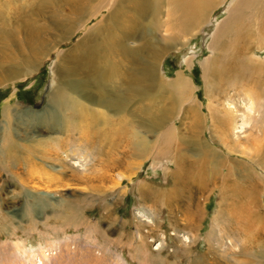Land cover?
I'll use <instances>...</instances> for the list:
<instances>
[{
    "label": "rangeland",
    "instance_id": "374dc122",
    "mask_svg": "<svg viewBox=\"0 0 264 264\" xmlns=\"http://www.w3.org/2000/svg\"><path fill=\"white\" fill-rule=\"evenodd\" d=\"M234 1L223 0L215 6L207 24L199 32L194 31L195 36L187 42L175 29L169 0H159L157 11L149 12L163 45L177 49L164 59L161 79L171 82L180 74L188 79L195 92L193 99L202 104L207 123H192L184 112L188 103L176 105V96L160 91L155 94L159 107L175 105L176 114L157 132L145 131L143 126L149 124L146 120L147 123H119L121 115L113 119L115 123H83L90 129L85 136L79 122L69 124L68 131L58 128L53 132L42 127L26 130L37 135L39 145L28 141L22 130L18 132L26 140L21 141L23 146L35 147L31 153H17V160L8 164L9 170L0 169V264H173L176 260L177 264H189L181 257L190 248L193 260L203 255L209 264H264V226L256 224L257 218L264 220V166L258 164L254 150L245 143L238 144L233 154L223 153L212 137L210 116L216 107L234 111V116H229L234 121L226 133L233 143H239L251 134L254 124L264 126V112L255 116L248 101L229 87L217 103L219 97L203 74V63L212 56L209 47L215 26L225 20ZM120 6L126 11L129 5L126 0H0V47L12 41L6 34L22 38L31 29L41 31L48 44L57 45L37 71L0 85V129L8 108L14 125L19 127L26 118L23 115L48 108V96L54 91L53 62L96 29L108 30L112 21L109 16ZM85 15L89 22L66 36L67 29ZM255 57L263 60L264 52L255 53ZM142 104L133 101L131 111ZM173 126L180 139L175 137L174 144H181L193 160L198 158L201 143L218 149L219 160L227 162L225 170L221 169L229 179L225 193L215 189L216 182L201 189L192 181L197 174L189 170L187 161L184 166L189 168L177 171L171 152L163 151L165 132ZM129 128L139 139H132L130 131L127 136L120 132ZM38 131L41 132L35 133ZM112 132L116 133L111 137L108 134ZM57 136L66 138L69 145L47 140ZM141 143L143 146L138 147ZM74 150H80L81 156ZM112 157L118 161L117 168L104 169L101 165ZM258 176L262 182L257 184V195L252 198L246 191L256 186L252 180ZM225 208L234 213L243 209L251 212L249 218L237 221L243 226L237 225L240 232L230 228L233 221L230 223L228 218L222 232L218 230V215ZM189 213L196 216L197 228L183 226L189 222ZM208 234L215 237L211 243ZM207 243L212 252H206Z\"/></svg>",
    "mask_w": 264,
    "mask_h": 264
},
{
    "label": "bare ground",
    "instance_id": "6f19581e",
    "mask_svg": "<svg viewBox=\"0 0 264 264\" xmlns=\"http://www.w3.org/2000/svg\"><path fill=\"white\" fill-rule=\"evenodd\" d=\"M158 1L126 0L130 7L128 6V10L124 11L123 6H120V8L117 7V11L111 12L109 19L112 21L108 30L96 29L94 33L84 37L71 51L61 57L58 56L59 58L53 62L54 66L51 68V74L54 77L51 86L54 87V91L48 96V108L38 114L23 115L26 118L19 124L21 129H19L18 124L17 126L14 125L11 110L8 108L4 111L5 123L4 127L0 129L2 135L0 137V160L4 159L5 162H1V170H9L8 164L17 160V153L21 150L28 152L34 150L35 146L22 145L23 142L21 141L26 140L18 133L20 130H22L23 135L28 137V141L39 145L37 135H30L26 130L42 127L44 130L56 132L58 128L59 130H67L70 128L69 124L79 122L82 124L80 126L81 134L85 136L90 133V129L83 123L92 120L102 123H115L118 119L116 117L121 115L119 123L148 122V125L143 126L145 131L148 133L157 132L160 127L165 125L164 123H170L169 120L172 121L176 114L175 105L173 108L159 107L155 100V94L160 91H167L176 96L174 98L176 105L188 103L184 112L188 119H192V123H207L202 104L193 99L194 91L191 86L192 83L190 84L188 79L185 80L181 74L177 75L176 79L171 82H165L161 79L160 70L164 73V59L172 54L173 49H177L174 46L163 45V39L156 31L152 16L149 15L151 9L157 11ZM222 2L223 0H169V9L174 17L175 29L185 37L184 41H189L195 36L193 35L194 31L199 32L207 24L212 10ZM89 20L90 18L85 15V18L74 23V26H68L69 30L67 29V31L69 32L66 36H71L77 28L83 27ZM40 32L38 29H31L22 38H15L14 35L6 34L12 41L10 44L8 42L0 47V85L5 84V82H16L23 75L27 76L37 71L57 49V45L48 44ZM181 46L185 45L181 44ZM209 49L212 56L203 63V74L204 78L208 80L211 91H215L219 97L216 99L217 103L221 102L225 89L229 87L237 93L236 96L244 97L248 101L250 111H254L255 116L256 114L259 115L260 111L263 113L264 59H258L255 57V53L264 52V0H236L232 2V6L227 10L225 20L215 26ZM133 101H142L143 104L138 105L136 111H131L130 106ZM216 108L210 114L213 123L212 137L222 147V152L233 154L238 144L245 143L254 150L258 157H256L258 164L264 166V126L259 127L254 124L250 129L251 134L247 138L242 142L233 143L226 132L229 123L234 121V117L230 119L229 116L232 117L235 113L232 110ZM233 109L239 108L233 107ZM139 114L142 117H139ZM249 116L251 119L254 118V116ZM114 118H116L115 122L113 121ZM174 126L168 128L167 131L165 130V139L164 136L161 138L164 139V150H162L166 153L167 151L171 152L177 171H182L183 168L187 167L184 166V162L187 161L189 170L197 174V178L194 177L192 181L197 183L201 189H205L209 184L216 182L215 189L225 193L229 179L228 174L223 175L222 171L226 168L227 162L219 160L218 149L216 150L206 143H201L200 146L197 144L199 147L197 148L198 158L193 160L186 155V151L180 146L181 144H174L178 137H176L178 130ZM128 131L130 128L128 130L122 129L120 132L127 136L126 132ZM39 132L41 131L35 133ZM115 133L112 132L108 135L112 137ZM130 134L132 139H139L138 134L132 131ZM47 140L56 142L57 145H69L66 138L58 136L49 137ZM177 140L180 139L177 138ZM142 146V143L138 145V147ZM80 150H74V153L78 152L81 156ZM109 155L108 157L111 156ZM112 158H108L101 166L110 171L116 169L118 161L114 157ZM260 177L253 178L252 181L256 186L248 189V192L246 191L252 198L257 195V184L262 182ZM122 182H117V185ZM231 189L234 192L237 190L234 185ZM149 197L151 196L149 195ZM234 203L237 205L236 201ZM250 207L251 205L246 210ZM222 209L218 215L219 219H217V221L221 220L222 223H216L221 232L225 218H228L230 223L233 221L230 224L233 231L240 232L243 226L237 221L243 220L245 216L246 218L251 216V212H245V209L241 210L242 213L240 210L234 213V211H226V208L225 211ZM257 216L259 217V214ZM187 221L189 222L183 226L198 227L195 215L192 216L189 213ZM256 224L263 227L264 220L259 217L256 219ZM237 225L241 226L240 229ZM244 231L246 232L248 229ZM208 238L210 243L215 239L213 234L209 235ZM205 242H208V239ZM208 243L207 253L213 251ZM245 253L248 257L251 256L250 252L249 255L247 252ZM183 255L185 257L181 258L187 259L189 264H209L208 259L203 255L198 256L197 260H193L194 252L191 248L186 250V254ZM173 264H177V260Z\"/></svg>",
    "mask_w": 264,
    "mask_h": 264
}]
</instances>
